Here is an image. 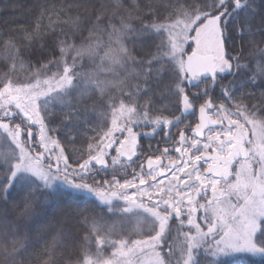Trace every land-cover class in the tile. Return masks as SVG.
<instances>
[{
  "label": "trees",
  "instance_id": "1",
  "mask_svg": "<svg viewBox=\"0 0 264 264\" xmlns=\"http://www.w3.org/2000/svg\"><path fill=\"white\" fill-rule=\"evenodd\" d=\"M220 4H224V8L221 9ZM190 14H196L197 18ZM183 15L186 19L189 15L188 20L194 22L200 19L198 17H204L202 21H205L216 16L220 18L222 27L226 22L228 39L223 48L226 46L228 53L239 57V60L233 59L231 71L218 77L215 91L203 93L199 90L201 83L188 90L182 82L184 75L175 64L176 60L165 61L162 57L167 52L154 51L155 40L152 37L159 34L158 39L168 41L169 27L166 25ZM240 29H243V35L237 34ZM58 60L85 69L109 67L118 82L104 104L125 100L139 111L144 110L165 120L138 130L137 154L133 163L125 166V175L116 173V170L98 172V178L103 180L108 177L116 181L123 176L128 186L120 187L122 192L129 198L134 196L142 206L152 209V213L162 215L161 231L148 243L150 246L146 243L141 250L134 247L124 262H121L122 255H117L120 259L118 264H139L148 257L144 255H156L157 252L167 261L169 242L173 245L172 261L186 264L194 251L208 249L205 245L210 246L221 237L219 232L201 237L194 227L185 223L183 231L189 234L185 245L176 235L180 231L177 213L180 220L185 216L195 220L196 210L203 219L217 204L229 211L240 209L244 212L250 204L260 205L263 195L258 192L264 190V140L254 124L230 113L231 105L220 88L225 89L234 78H250L264 65V0H0V75L13 82L29 84L32 75L45 71L47 65ZM150 60L155 62L149 64ZM163 69L168 71L160 77L159 72ZM48 71L55 72V69L48 68ZM182 88L191 94L195 106L205 104L211 97L215 105L226 107L227 116H224L223 123L230 132L222 140H232L233 145L240 148L239 153L233 156L234 160L231 158L227 162L225 170L213 172L208 179L198 181L194 173L193 181L199 184L200 202H193L194 197L188 199V192H180V177L173 175L175 167L171 169L170 165L165 174L167 178L160 177L161 190L146 188L150 181L139 179L141 173L158 166L152 163L158 160L159 151L175 149L181 161L184 159V147L177 144H183V137L191 134L197 123V110L185 113L181 109ZM27 96L22 94L20 99L25 100ZM12 108L16 110L14 104ZM29 112L33 114L31 109ZM201 156L195 161L206 158L204 154ZM190 163L197 165L193 161ZM245 171L249 173L256 196L250 194L248 198L241 193L240 179ZM183 174L187 180L191 179L189 172ZM171 179L172 182L169 181ZM141 188L146 191L140 193ZM0 200V209L4 204L7 217L20 225L14 233L18 234L16 240L20 245L12 250V264H66V250L62 252L61 248L68 242L73 246L77 244L84 230L79 224L67 227L64 223L66 218L76 215L73 202L63 199L48 210H42L37 207L30 209L22 196L12 197L0 192ZM61 212L68 215L62 216L64 213ZM158 237L163 239L162 248L159 245L153 247ZM261 261L242 260L229 264H264Z\"/></svg>",
  "mask_w": 264,
  "mask_h": 264
},
{
  "label": "rangeland",
  "instance_id": "2",
  "mask_svg": "<svg viewBox=\"0 0 264 264\" xmlns=\"http://www.w3.org/2000/svg\"><path fill=\"white\" fill-rule=\"evenodd\" d=\"M191 16L197 18L196 14ZM187 18L189 19V15ZM198 18L200 19L194 22L183 15L166 25L169 27L168 41L172 42L173 48L165 53V56L169 57V61L173 58L176 60L175 64L182 70L185 80H187L184 70L186 57L193 50L197 51L196 49L191 50L190 53L184 51L192 37L201 38L197 43L198 52L214 53L216 62L222 58L223 46L219 45V33L222 28L220 18L213 16L205 21H202L201 17ZM80 67L82 66L58 60L47 65L45 71H38L32 75L30 79H33L29 81V84H21L23 81L13 82L9 77L0 75V99L15 100L20 99L22 94L29 95L24 99L27 100L28 107L33 112L29 114L35 124L30 128L23 127L21 141L25 150L30 149V154H33V150L46 154L47 163L43 164L46 168L47 165L52 164L53 158L60 157L59 161L64 170L52 171L50 190L37 192L34 197L26 201V194L21 185L26 181L43 185L46 181L34 171L21 169L22 175L17 180L18 186L12 190L10 196H22L30 209L32 199H35V207L42 210H48L52 204L63 199L73 202L76 215L74 218H66L64 223L67 227L79 224L78 226L84 230L77 244L73 246V243L68 242V245L61 248L62 252L66 250L64 252L66 264H118L120 259L117 255H122L121 262H124L125 257L129 256L132 250L136 247L141 250L142 245L150 243L160 233L162 225L160 216L162 215L152 213V209L142 206L134 196L127 197L120 189V187L128 186L123 176L116 181H111L108 177L103 180L104 178H98V175L100 176L98 172L116 170V173L125 175V166L133 163L134 156L137 154L138 130L147 129L149 125H158L165 120L154 114L149 115V112L144 110L139 111L122 99V101L104 104L108 94L118 82L117 77L109 67L94 69ZM48 68L55 69V72H49ZM121 68L119 65L118 69L121 70ZM230 71H225L222 75ZM202 78L199 80L201 83L199 90L203 92L204 87L210 85L211 81ZM187 89L189 90L188 87ZM224 97L231 105L230 113L254 124L260 138L264 140V65L250 78H234L225 88ZM180 101L181 109H184L185 113L198 108L186 89L182 90ZM225 110L226 107L220 104L215 105V110L212 111V126L208 129L204 140L190 134L183 137V144H177L184 147L183 161L175 149L170 152L159 151L158 160L152 163L158 166L139 176V179L143 181H150L145 187L161 190L163 186L161 178H167L165 174L168 172L169 163L176 160L179 164L175 166L173 175L180 177L181 184L178 185V189L180 192H188V199L192 200L194 197L193 202H200L201 197L197 191L199 184H196L198 179H208L213 172L219 173L225 170L227 162L231 158L234 160L233 156L239 153L240 148L235 147L232 140L225 142L222 140V137L230 132L223 123L224 116H227ZM174 121L176 120H172ZM29 130H33L37 135L32 148L29 145L28 136L23 134L28 133ZM5 138L7 133L0 129V153L11 151ZM201 154H204L206 158L195 161L202 157ZM69 156L71 159H68ZM192 161L199 166L191 165ZM188 172L191 175V181L187 180L183 174ZM194 173H196L197 181H193ZM10 176L11 173L0 170V181H3L0 184V192L7 196H9L7 188L11 183L7 177ZM241 176L242 189L239 188L241 193L246 194L248 198L250 194L256 196L249 173L245 171ZM81 179L89 185L105 186L108 183L107 186L115 189L118 194L102 202L94 193L84 192L68 182L79 183ZM169 181L172 182V179ZM145 191V188H141L140 193ZM258 193L263 195L260 197V205L255 207L250 204L245 213L264 210V190ZM126 197L128 199H125ZM4 209L6 208L3 204L0 209L1 212L3 211V214L0 212V264H12V250L20 245L16 240L18 234L14 233L20 225L17 221L10 220ZM18 209L14 210L19 211ZM66 215L68 214H62V216ZM14 243L16 246H13ZM213 252H217L216 242L212 243L208 249L194 251L201 254L202 260L205 255L210 256ZM256 254L247 251L236 254L230 252L229 255H220L219 258L223 264L242 260L264 262V254L259 252ZM144 256L148 257L139 264H154L155 254Z\"/></svg>",
  "mask_w": 264,
  "mask_h": 264
},
{
  "label": "snow or ice",
  "instance_id": "3",
  "mask_svg": "<svg viewBox=\"0 0 264 264\" xmlns=\"http://www.w3.org/2000/svg\"><path fill=\"white\" fill-rule=\"evenodd\" d=\"M219 7L221 9L224 8V4H220ZM203 19L204 17H201V20ZM237 34L243 35V29H240ZM158 35L159 34H156L152 37L155 40L154 51L157 53H163L172 50V42L160 40L157 38ZM189 35L191 36V33ZM200 39L201 38L199 36L191 38L186 44L184 51L189 53L193 49L198 51L199 49L197 48V43L200 41ZM227 39L228 37L226 35L225 22L219 33V45H226ZM162 58L165 61L169 59L168 56H163ZM233 59L238 61L239 57L230 55L228 53L227 47L224 46L222 58L216 63V68L218 71L215 72V77L221 76L225 71H230V62ZM154 62L155 61L150 60L149 64ZM237 67H239V65H237ZM167 71L168 69L161 70L159 72V76L163 77ZM202 79L211 81L210 85L204 87L203 93H207L209 90L215 91L217 89L218 83L212 74H209ZM182 82L186 84L187 87L195 86L194 84H188L187 80ZM220 91L223 92L225 89L221 87ZM13 104L15 105L16 110H13ZM17 121L20 123H17ZM34 124L35 121L30 117L29 107L25 100H21L19 98L15 100H9L7 98L0 99V129H3V131L7 133V138H5V140L11 148L10 152L0 153V170L11 173V176L7 177V179L11 181L7 188L8 195L10 196L12 190L17 188V180L22 175L21 169L34 171L46 181L43 185L33 184L31 181H26L23 185H21L23 191L26 194V201L34 197L37 192L50 190L53 171L51 167H44L43 160L41 159V153H36L34 155L30 154V149L25 150L23 146L21 141L23 127L27 126L30 128ZM23 134L25 136L30 135L33 141L37 139L35 132ZM59 159L60 157H57V167L55 169L56 172L60 171ZM68 159H71V156H69ZM65 168H67V165H65ZM68 182L77 189H84L94 193L95 196L102 202L110 199L111 196L118 194L115 189L107 186V184H105V186L89 185L84 179H81L79 183H73L72 181ZM2 183L3 181H0V184ZM45 202H47V200ZM29 206L33 209L35 208V199H32V202ZM233 208H235L234 205ZM196 211L197 214L195 216V220H193L191 216H185L183 220H180V214L177 213L180 231H178L176 235L184 241V244H187L189 235L187 232L183 231L185 223L194 227L202 237L219 232L221 238L220 240L216 241L217 252H213L210 256L205 255L203 260L201 259L200 253H193L187 260L186 264H223V261H221L219 258L220 255L227 256L230 254V252L232 254H236L247 251L252 254H256L257 252L264 254V210H254L248 213H245L240 209L229 211L227 207L217 204L212 208L211 213L204 216L203 219H201L199 211ZM226 237L231 238L226 239ZM156 245H159L161 248L163 247L162 237H158L156 239L153 247ZM221 245H223V247ZM205 246L210 247L208 245ZM172 255L173 245L172 242H169V259L166 261L163 256L157 252L154 264H182V262L179 260L173 262L171 259Z\"/></svg>",
  "mask_w": 264,
  "mask_h": 264
},
{
  "label": "water",
  "instance_id": "4",
  "mask_svg": "<svg viewBox=\"0 0 264 264\" xmlns=\"http://www.w3.org/2000/svg\"><path fill=\"white\" fill-rule=\"evenodd\" d=\"M216 55L214 53H200L198 51L191 52L185 60V72L187 74V82L188 84L197 85V76L206 77L209 74H212L214 79L217 81L218 77H215L216 68ZM194 86V87H195ZM192 89L193 87H189ZM215 109V105L211 98L208 99L207 105H200L197 109V123L193 126L191 130V134L200 139L204 140L206 137L207 130L211 126V121L213 119L212 111ZM34 132L33 130H29L28 133ZM29 145L33 147V140L31 136L28 135ZM33 155L36 153H41V159L43 160V164L47 163V156L43 152H37L33 150ZM57 158L52 159V164L47 165L51 167L53 171L56 172V163ZM176 160H172L170 162L171 169H174L176 165ZM59 169L60 171H64L61 167V162L59 161Z\"/></svg>",
  "mask_w": 264,
  "mask_h": 264
},
{
  "label": "flooded vegetation",
  "instance_id": "5",
  "mask_svg": "<svg viewBox=\"0 0 264 264\" xmlns=\"http://www.w3.org/2000/svg\"><path fill=\"white\" fill-rule=\"evenodd\" d=\"M199 78V79H198ZM201 76L196 77L197 82L199 83V80L201 79ZM198 85V84H197Z\"/></svg>",
  "mask_w": 264,
  "mask_h": 264
}]
</instances>
